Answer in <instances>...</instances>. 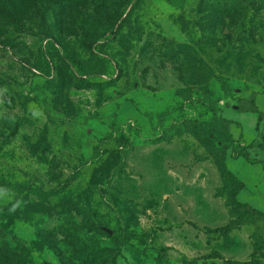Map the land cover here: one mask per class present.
Here are the masks:
<instances>
[{"label":"rangeland","instance_id":"1","mask_svg":"<svg viewBox=\"0 0 264 264\" xmlns=\"http://www.w3.org/2000/svg\"><path fill=\"white\" fill-rule=\"evenodd\" d=\"M0 1V264H264V0Z\"/></svg>","mask_w":264,"mask_h":264},{"label":"trees","instance_id":"2","mask_svg":"<svg viewBox=\"0 0 264 264\" xmlns=\"http://www.w3.org/2000/svg\"><path fill=\"white\" fill-rule=\"evenodd\" d=\"M7 14L6 9L3 7L2 2L0 1V15H4ZM75 65L78 67L80 66L76 61H74ZM82 75H86L88 74V72H82L80 71ZM118 146L121 147H127V142L125 141V139L120 138L117 140ZM120 149L118 148L116 151H113L112 154H110L111 158L113 161H115V163H117L120 160ZM114 165V164H113ZM221 170L223 172V175L225 178H227V190L230 191L232 193V197L234 199V205H235V209L240 207L241 204L236 200V197L240 194V192L245 189V184L242 180H240L234 173H232L229 169H227L225 162L221 163ZM235 211L233 209V213H235ZM237 223L236 221H233L232 223H230L228 226L226 227H222V228H217L215 230H208V232L213 233V234H220V235H227L229 233H231L236 227H237ZM257 255V251L255 249L254 251V255L252 260L254 259V256ZM210 258H205L204 260H208ZM228 264H252L253 262H233V261H228Z\"/></svg>","mask_w":264,"mask_h":264},{"label":"clouds","instance_id":"3","mask_svg":"<svg viewBox=\"0 0 264 264\" xmlns=\"http://www.w3.org/2000/svg\"><path fill=\"white\" fill-rule=\"evenodd\" d=\"M12 211H14L15 210V206H13V209H11Z\"/></svg>","mask_w":264,"mask_h":264},{"label":"water","instance_id":"4","mask_svg":"<svg viewBox=\"0 0 264 264\" xmlns=\"http://www.w3.org/2000/svg\"><path fill=\"white\" fill-rule=\"evenodd\" d=\"M112 232H110V234H111Z\"/></svg>","mask_w":264,"mask_h":264}]
</instances>
